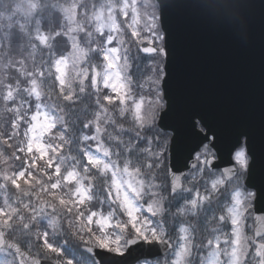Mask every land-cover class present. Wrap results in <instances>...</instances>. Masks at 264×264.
<instances>
[{
    "label": "snow or ice",
    "instance_id": "obj_1",
    "mask_svg": "<svg viewBox=\"0 0 264 264\" xmlns=\"http://www.w3.org/2000/svg\"><path fill=\"white\" fill-rule=\"evenodd\" d=\"M85 0H67L58 8V16L63 24V29L53 36L39 33L36 39L44 47H48L53 39H64L70 45L71 52L67 57L56 59L51 66L60 96L65 101L73 99L72 84L78 81L81 86L85 81H90L91 86L97 91L107 90L103 95V102L107 106H119L121 115L128 111L129 101L128 86L124 82L123 72L127 65L121 63V51L125 44L122 24L117 23V16L112 13L116 6L109 4L108 19L111 21L105 28L104 25L94 23L100 20L95 7L91 10L83 8ZM131 5L124 3L119 6V11L128 17ZM26 12L19 20L11 17L14 23H9L8 28L26 29L25 20L36 15L37 0H27ZM134 21L127 24L131 28V36L138 37L140 32L134 27ZM148 31V29H146ZM95 34L104 41L107 51L103 55L104 71L96 68L91 70L83 68L82 64L87 57V51L80 46L81 34ZM145 39L140 50L145 54L156 57L162 56L163 63L153 59L152 75L149 77L152 97L141 100L131 108L136 124L143 128L153 127V140L157 145V166L160 161H166L171 172V160L174 156L177 138L175 129L171 128L167 119L169 117L168 99L165 91L167 82L168 51L167 46L159 49L156 47L158 40L166 41L165 37ZM139 42V40H138ZM71 69V73L69 71ZM43 77L44 71L38 72ZM83 91V87L80 89ZM32 94L40 96L39 87L35 80L32 82ZM110 94H107L109 93ZM11 91L8 98H11ZM123 106V107H121ZM107 112V109H105ZM100 119V117H98ZM55 125L47 117L40 114L31 116L27 131L23 134L20 144H14L17 125L13 124V138L0 137V144L11 150L10 157H5L0 151V190L9 193V188L14 189L12 200L5 195L3 206H0V249L7 243L8 248L14 253L17 264H77V257L70 254L67 247L70 241H76L81 249V260L86 264H109L114 257H123L127 248L136 243H152L159 237L151 230L148 220L142 216L133 200L138 198L140 189L136 179L137 173L124 168L123 174L127 179H117L118 171L112 172V184L107 198L119 208V215L107 214L92 210L89 207L88 189L81 185V176L69 171L65 174L57 166V158L61 147L45 141V137H52ZM101 129L97 127L99 133ZM62 139V138H61ZM209 140L205 139L197 144L192 151L196 152L197 160L202 165H211L218 158L215 155V141L211 140L212 153L207 151ZM203 149V151H201ZM234 155L231 156V166L224 169L226 179L234 177L240 185L239 191L234 196V203L238 209L229 211L228 217H220L221 223L228 220L232 227V252L233 264H240L245 258L247 245L245 241L251 239L256 244L255 255L264 264V242H257L253 237L244 235V215L255 207L259 194L255 189H246L241 182L239 173H246L250 168L251 153L247 150L246 138L244 146L237 145ZM106 156L107 152L104 153ZM12 161L19 162L20 167L15 169ZM87 168L98 170L101 173L111 171L109 166L101 159L86 156ZM15 169V170H13ZM181 187L180 176H172V190ZM73 189V190H69ZM196 201H193L195 207ZM127 219L118 218L120 215ZM153 214L154 213H146ZM41 216H50L51 222L47 228H42L39 223ZM256 237L264 234V216H256ZM22 231L27 236L26 248L6 238L11 232ZM63 241V242H62ZM219 244H217V248ZM182 252L181 255H184Z\"/></svg>",
    "mask_w": 264,
    "mask_h": 264
},
{
    "label": "trees",
    "instance_id": "obj_2",
    "mask_svg": "<svg viewBox=\"0 0 264 264\" xmlns=\"http://www.w3.org/2000/svg\"><path fill=\"white\" fill-rule=\"evenodd\" d=\"M64 3H67V0H37L36 15L26 19V29L20 31L17 28H8V25L10 22L14 23L10 20L11 17L19 20L25 14L22 8L27 5V0H0V137L13 138L12 125L16 124L17 130L13 143H22L27 113H30L35 106L42 105L55 125L52 137H45V141L51 143L53 147L56 144L60 145L61 152L57 158V166L61 167L65 174L74 171L81 176V185L88 189L89 207L104 215H119V208L107 198V194L111 185L110 179L111 181L113 179L112 172L118 171L120 175H124L123 169L127 167L129 171L137 173L136 179L144 193L147 194L152 185L156 187L157 196L151 199V205L154 207L151 213L154 215L144 213L143 216L157 236L165 239L162 232L173 230V227L166 225L171 218L168 213L173 214L174 222L179 219V213L171 203L167 162L160 161L161 166H157V145L153 140V127H139L131 112L134 103L141 99L145 100L140 92L141 82L147 79L145 72L132 71L133 65L129 60L127 74L131 78L133 89L129 93V99L131 98L127 105L129 110L123 115H121L119 106L104 104L103 95L107 90L93 89L90 81H85L83 86L78 81L73 82V99L65 101L59 94L51 66L56 59L67 57L70 54V45L64 39L57 38L53 39L48 47H44L36 39L39 33L53 36L54 33L63 29L58 16V8ZM103 3V0H85L83 8L91 10L92 7H96L98 9ZM116 14L119 23L122 24L118 10ZM123 26L122 24L124 32ZM81 37L80 46L87 51L82 67L89 70L92 68L103 70L102 56L104 50L107 49L104 41L94 33L81 34ZM127 43L129 40L126 41ZM126 44L122 46L123 52L126 51ZM136 56L140 54L137 52ZM157 57L160 62L163 61L162 56ZM121 59L124 60V57ZM40 71L45 72L43 77L38 75ZM69 71L71 73V69ZM33 80L36 81L40 91V99L37 100L31 97ZM148 83L150 85L149 80ZM81 87L83 91L80 90ZM9 91L12 94L10 99L8 98ZM98 126L101 129L99 133L97 132ZM0 151H3L6 158L10 157L11 150L6 146L0 144ZM105 152L108 153L107 156ZM86 154L97 155L107 162L106 164L112 167V170L101 173L98 170L89 169L85 172L87 167L83 165V160ZM11 163L15 165V169L20 167L19 162L12 161ZM151 163L155 165L153 169L149 165ZM14 192L15 190L11 188H9V193L0 190V206H3L5 195L9 196V202H11ZM142 209L144 212L143 206ZM118 218L127 219L122 214ZM245 220L246 223L247 221L251 223V209L245 214ZM50 222V216L39 218L42 228H47ZM202 237H204L203 234ZM7 238L25 248L29 239L22 234V231L11 232ZM67 247L70 254L77 257V262H83L80 259L81 249L76 241H70ZM189 248L188 254L190 255L192 249V255L193 248ZM240 264H254V262H251L250 257H246V260L243 259Z\"/></svg>",
    "mask_w": 264,
    "mask_h": 264
},
{
    "label": "water",
    "instance_id": "obj_3",
    "mask_svg": "<svg viewBox=\"0 0 264 264\" xmlns=\"http://www.w3.org/2000/svg\"><path fill=\"white\" fill-rule=\"evenodd\" d=\"M155 2L168 51L167 123L177 138L171 172L167 165L170 193H178L186 173L197 167L192 149L205 135L211 149L214 139L218 157L207 167L223 176L236 146L246 138L251 156L245 186L259 194L253 208V238L258 242L264 237H256L255 219L264 216V0ZM172 176H180L181 187L175 191ZM0 250L16 260L7 243ZM171 250L168 241H133L125 256L114 257L118 260L109 264H137L164 257Z\"/></svg>",
    "mask_w": 264,
    "mask_h": 264
},
{
    "label": "rangeland",
    "instance_id": "obj_4",
    "mask_svg": "<svg viewBox=\"0 0 264 264\" xmlns=\"http://www.w3.org/2000/svg\"><path fill=\"white\" fill-rule=\"evenodd\" d=\"M103 2V4H100V8L97 9L95 7V11L99 14L100 20L95 21L94 23L102 24L105 28L109 23H111L108 19L109 12L107 6L109 4L116 6L115 11L112 13L115 16H117L116 11H119L120 5L124 3L131 5L128 17H125L122 13H120L122 22L126 19L128 20L123 22L125 44L126 41L129 40V43L125 46V52H123V47L121 46V57H124V60L121 59V63L127 65L128 71L130 60L133 65L132 71L145 72L147 79L146 81L141 82L142 88L140 92L143 95V98L148 100L152 97V89L148 80L152 75L153 59L158 62H160V60L157 56L151 57L148 55L143 57L141 54L140 56H136V53L140 52L141 43L145 39L154 38L153 33L155 34V37H162V33L159 30L157 6L154 0H103ZM87 9L90 10V8ZM26 10V6L22 8V12H26ZM132 21L135 22L134 27L137 28L138 32H140V36L138 37H132V29L127 26V24ZM117 23L120 24L118 16ZM146 29H148V31H146ZM162 46L163 42L158 40L156 43L157 49ZM106 51L107 49L104 50L103 55ZM160 63H163V61ZM98 71H104V66L103 70ZM127 71L123 72L122 75L124 82L128 86V91L131 93L133 87L131 84V78L127 74ZM31 97L34 100L40 99V97L37 98L33 94H31ZM35 114L45 116L52 121L47 111H44L42 106L39 104L30 110V113H27L23 134L27 131L31 116ZM201 151H203V149ZM207 151L212 153L209 148H207ZM86 156H92L93 158L100 159L96 155L86 154L84 161V166L86 167ZM198 163V169L186 176L183 180L182 191L172 198L171 203L178 211L179 219L174 222L173 214H169L170 212L168 213L171 218L167 221L166 225L173 227V230L169 232H162V236H165V239L158 236V241L170 240L174 245V251L165 259L157 260L158 264H233V258L231 256L233 247L232 227L227 219L221 223L219 218H227L229 211H238L234 203V196L239 191L240 185L236 182L235 178L225 182L221 173L216 171L211 172L207 169L206 165H202L200 161H198ZM149 165L152 169L155 167L152 163ZM109 169L112 170V167H109ZM245 175L246 173H239L243 184ZM117 179H127V177L120 175ZM110 182L112 184L111 179ZM138 186L140 194L138 198L133 200V203L143 216L144 213L152 212V209H154L151 205V199L153 196H157L155 194L157 189L154 185H152L151 190H148L146 194L142 190L139 183ZM110 187L111 185L109 186V189ZM193 201H196L195 207H193ZM171 203H169V206H171ZM142 206L145 209L144 212ZM167 209L168 208L166 207V210ZM115 210L117 211V209ZM243 220L245 237H253V222L249 223L247 221L246 223V220ZM202 234L204 237H202ZM259 242H264V239L259 240ZM244 243L247 245L246 249L242 248V251H246L244 259L246 260V257H250L251 262L258 264L259 257L255 255L252 240L249 239ZM217 244H219L218 248ZM188 247L193 248L192 255L188 254ZM182 252H185V254L181 255ZM153 263L141 262L139 264ZM0 264H15V260L10 255L0 252ZM77 264H86V261L83 260V262H77Z\"/></svg>",
    "mask_w": 264,
    "mask_h": 264
}]
</instances>
